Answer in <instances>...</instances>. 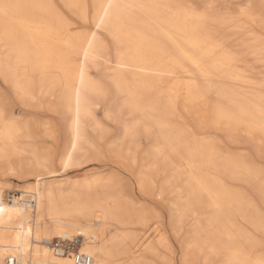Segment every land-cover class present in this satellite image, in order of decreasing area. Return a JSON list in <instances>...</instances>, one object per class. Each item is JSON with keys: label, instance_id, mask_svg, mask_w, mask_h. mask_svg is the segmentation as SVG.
Masks as SVG:
<instances>
[{"label": "bare ground", "instance_id": "6f19581e", "mask_svg": "<svg viewBox=\"0 0 264 264\" xmlns=\"http://www.w3.org/2000/svg\"><path fill=\"white\" fill-rule=\"evenodd\" d=\"M0 75L22 106L0 97V179H34L19 189L33 199L0 185V264H73L54 242L76 237L90 264H175L166 221L178 239L186 229L180 264H264L243 226L264 235V169L221 139L264 159V0H0ZM103 77L126 115V141L107 152L168 203V218L113 172L66 188L40 180L58 171L46 139L66 169L104 158L87 100L106 94ZM46 94L57 121L36 113Z\"/></svg>", "mask_w": 264, "mask_h": 264}, {"label": "rangeland", "instance_id": "374dc122", "mask_svg": "<svg viewBox=\"0 0 264 264\" xmlns=\"http://www.w3.org/2000/svg\"><path fill=\"white\" fill-rule=\"evenodd\" d=\"M199 1H203V0H199ZM204 1H208V0H204ZM218 2L220 3V1H218ZM196 5L200 6L201 2L200 3L198 2ZM101 68H104V66L101 65ZM101 73H102L101 71L96 72V74L99 76L101 75ZM1 77H0V97L1 98L4 97V98L8 99L9 101L11 100L10 102H11V104H13L12 105L13 108L16 111H21L22 106H21L18 98L16 97V95L14 94L12 89L10 88L9 84L5 83ZM103 79L105 81L106 94L102 97H100V96L97 97L94 95L93 96L87 95V100L89 101V104L91 106L90 109L94 112V117H95L96 121H99L98 123L102 127V129L98 132L96 131V133H94L93 136H95L98 143H100L101 149L104 152L103 153L104 158L100 161L94 162L92 164L90 163V164L84 165L82 167H72V168L70 167V168L66 169V168L61 167L57 161V157H58L57 155L61 151V145H57V144L53 143L52 141H50L49 139H46L43 142H44L45 146L48 147L49 153L50 154L56 153V157L54 159V168H56L58 171H57L56 175H54V176L43 175V176H41L40 180H42L44 182L56 181L58 183L65 184V188H66L67 186L69 187L73 184L80 185L81 184L80 179H82V177H84L88 174H100V173L105 174V173L113 172V174L116 173L117 175L115 174L111 178L114 179L115 177L117 178L120 176L122 178V180L124 179L123 182H124V184H126V188L124 185V191L126 193H128L135 201L141 202V204H144L145 207H147L150 210L152 208H156L157 210L160 211V213H162L164 216L166 215V218H168V215L170 212V207H169L168 203L164 202L163 200H161L160 198H158L154 194L142 192L138 188L136 181H135V177H134L135 168H132V166L127 164V163H122V164L118 163L116 161V158L110 156L107 152V145L108 144L119 143V141L122 139H124V141H126V138H123V128H124V124L126 123V115L122 114V115H119L117 117V112L115 111V109H116V106L119 105L120 96H117L114 93L113 88L107 82V78L103 77ZM38 101L39 102L41 101L40 103H41V105H43L42 109H40L39 112H36L38 117L45 119V120H49V121L50 120L57 121L56 116L50 112V107L54 101L53 97L50 95H47V94L46 95H40V96H38ZM41 112H42V114H40ZM108 113H109V115H111V117L116 116V121L108 120L106 118V114H108ZM185 116H186V119L189 121V123H192V118L190 116H188L187 114H185ZM86 129H87L86 131L88 132L87 133L88 135L92 134V132L90 131V129L88 127H86ZM59 130H60V138H61L60 141L63 142L67 138V134L65 132V126L63 123H59ZM100 136H101V138L99 139ZM221 139L223 140L224 147L226 149H229L232 152L248 153L250 155V158L254 162H257L259 164V166H261L264 169V159L257 157L255 151L247 143L235 145V144L229 142L228 139L224 136H222ZM146 146H147L146 142L142 139L141 140V148L144 149V148H146ZM76 178H78L79 181L75 182L74 180H76ZM0 182L1 183L4 182L3 184H0V185H2L4 187L7 186L4 189H1L2 192L5 194V197H8L12 193H15L16 199L19 201H20V199L22 200L23 198H32L33 199V197H34V195L31 193H24V192H21L19 190V189H22L25 185L29 184L30 182H34V179L31 177H27L23 180L22 179L21 180L16 179L15 177H6V178H3V180L0 179ZM127 186L129 187V189H127ZM6 188H8V189H6ZM14 188H16V190H13ZM150 223H152V221ZM153 223L152 224L148 223L146 228H141L140 231H142V233H144V234L146 233L145 239H148V238H149L148 240L154 239V236H155L154 232L155 231L152 229L154 227V226L152 227V225H155V222L153 221ZM243 226L246 227V229L248 231H251L252 232L251 234L253 235V237L258 240V244L254 248L256 250L260 249L262 252H264V235L262 233H260L259 231L253 230V228H251L248 225L244 224ZM165 228H166V232H168L167 233L168 241L170 242L171 246L175 250V264H180L179 257H180L181 251H180V245H179L180 243H178V242L180 239H185L184 231H186V229L183 228L182 230H180L181 231L180 232L181 238L178 239L177 237H174L172 235L167 221L165 224ZM147 233H149V234L147 235ZM149 236H151V238ZM78 239H79V237L73 238L72 248H70L69 251L73 252L77 248L81 247Z\"/></svg>", "mask_w": 264, "mask_h": 264}, {"label": "built area", "instance_id": "2783aa9c", "mask_svg": "<svg viewBox=\"0 0 264 264\" xmlns=\"http://www.w3.org/2000/svg\"><path fill=\"white\" fill-rule=\"evenodd\" d=\"M72 241L62 240L54 242V246L59 247L63 251H68L72 248ZM73 254V264H90L91 258L89 255L79 252L78 250H74ZM2 264H26L20 261L16 256L8 255L5 257Z\"/></svg>", "mask_w": 264, "mask_h": 264}]
</instances>
